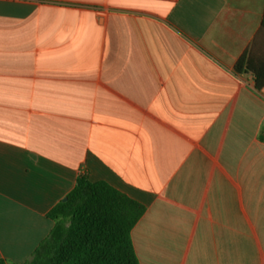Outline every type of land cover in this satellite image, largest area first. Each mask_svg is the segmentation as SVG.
<instances>
[{"label": "crops", "instance_id": "obj_1", "mask_svg": "<svg viewBox=\"0 0 264 264\" xmlns=\"http://www.w3.org/2000/svg\"><path fill=\"white\" fill-rule=\"evenodd\" d=\"M264 0H0V259L86 175L145 207L139 264H264Z\"/></svg>", "mask_w": 264, "mask_h": 264}, {"label": "trees", "instance_id": "obj_2", "mask_svg": "<svg viewBox=\"0 0 264 264\" xmlns=\"http://www.w3.org/2000/svg\"><path fill=\"white\" fill-rule=\"evenodd\" d=\"M234 71L252 74L256 90L264 86V62L255 60L252 48ZM259 138L264 141V126ZM65 199L47 213L51 231L20 264H139L131 231L145 213L143 205L103 181L90 182L86 175L77 178ZM0 264L17 263L0 259Z\"/></svg>", "mask_w": 264, "mask_h": 264}, {"label": "water", "instance_id": "obj_3", "mask_svg": "<svg viewBox=\"0 0 264 264\" xmlns=\"http://www.w3.org/2000/svg\"><path fill=\"white\" fill-rule=\"evenodd\" d=\"M66 199H64L63 201H65Z\"/></svg>", "mask_w": 264, "mask_h": 264}]
</instances>
